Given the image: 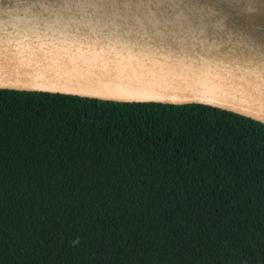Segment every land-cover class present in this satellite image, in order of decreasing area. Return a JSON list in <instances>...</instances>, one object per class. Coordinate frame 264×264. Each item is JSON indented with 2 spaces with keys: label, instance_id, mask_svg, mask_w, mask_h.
I'll return each mask as SVG.
<instances>
[{
  "label": "trees",
  "instance_id": "obj_1",
  "mask_svg": "<svg viewBox=\"0 0 264 264\" xmlns=\"http://www.w3.org/2000/svg\"><path fill=\"white\" fill-rule=\"evenodd\" d=\"M0 264H264V124L0 89Z\"/></svg>",
  "mask_w": 264,
  "mask_h": 264
},
{
  "label": "water",
  "instance_id": "obj_2",
  "mask_svg": "<svg viewBox=\"0 0 264 264\" xmlns=\"http://www.w3.org/2000/svg\"><path fill=\"white\" fill-rule=\"evenodd\" d=\"M0 89L264 124V0H0Z\"/></svg>",
  "mask_w": 264,
  "mask_h": 264
},
{
  "label": "clouds",
  "instance_id": "obj_3",
  "mask_svg": "<svg viewBox=\"0 0 264 264\" xmlns=\"http://www.w3.org/2000/svg\"><path fill=\"white\" fill-rule=\"evenodd\" d=\"M73 243H74V244H75V243H79V241L77 240V241H74Z\"/></svg>",
  "mask_w": 264,
  "mask_h": 264
}]
</instances>
